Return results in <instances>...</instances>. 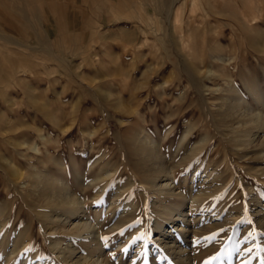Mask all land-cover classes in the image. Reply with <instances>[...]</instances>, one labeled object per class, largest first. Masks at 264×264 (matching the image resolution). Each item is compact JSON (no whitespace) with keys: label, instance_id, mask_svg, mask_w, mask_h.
Instances as JSON below:
<instances>
[{"label":"rangeland","instance_id":"rangeland-1","mask_svg":"<svg viewBox=\"0 0 264 264\" xmlns=\"http://www.w3.org/2000/svg\"><path fill=\"white\" fill-rule=\"evenodd\" d=\"M254 116L264 120V0H0V264H67L54 240L86 254L63 232L82 217L110 264H264ZM130 137L164 158L160 206L183 213L176 224L159 215ZM39 175L80 199L55 230L33 206Z\"/></svg>","mask_w":264,"mask_h":264},{"label":"bare ground","instance_id":"bare-ground-1","mask_svg":"<svg viewBox=\"0 0 264 264\" xmlns=\"http://www.w3.org/2000/svg\"><path fill=\"white\" fill-rule=\"evenodd\" d=\"M239 103H240V101H239ZM238 106L236 107L237 109H238ZM228 110H231V109H228ZM231 111H228V112L231 113ZM234 111H235V109H234ZM230 113H227V114L230 115ZM232 116H233V114H232ZM254 117L251 120L254 123L253 125H255V127L257 126V129L264 130L263 129L264 128V120H263V118H261L259 116L255 117V118ZM245 135L248 136L249 134L246 133ZM126 140L128 141V143H131L133 141L132 143L138 144V147H137V150H136L137 151V155H138V157L136 159L138 160V162H137V165L135 166V168L140 170L141 173H144L147 176L146 179L148 181H150V184H151L150 187L153 188V192L156 191L158 193V195L155 196V197H158L160 199L158 201V208H159L158 213H159V215L163 216V221L167 222L168 219L171 218L169 216L170 215L169 209L166 208V205L160 206V204L163 202V200L165 198V195L167 196L169 189L171 190L170 182L167 180L168 179L167 178L168 175L165 173L166 170L164 172V168H165L164 167L165 166L164 158L163 159L161 158L160 153L158 152V150H156L157 148L154 145L155 142L153 141V139H150V137L149 138L148 137L147 138L146 137H144V138L141 137L140 139H138L136 137V138H134V140H133V137H130L129 139H126ZM105 161H107V160H105L104 158H99L98 157L97 160L95 161V163L99 164V166L102 169V168H105V166L107 165L106 163H104ZM92 165H93V163H92ZM20 173H19V175H20ZM44 174H47V173H44ZM111 175H108V176L110 177ZM22 176L23 175L21 174L19 177H22ZM39 177H40V175H39ZM47 177L43 176V175L40 177L42 179V182H41V187H39L40 189L38 190L39 196L36 199V201H34L35 205H33V204L32 205L35 207V211L37 212L36 214L37 215L39 214V215L43 216V218L41 217L43 226L46 227L47 230L50 227L49 230L51 231V230L57 229V228H51L53 226H56V224H58V223L65 224L66 223L65 219H67L70 215H72V213L74 211H79V209H82V206H81V203H80V199L70 189V187L67 184V182H65V181H63V179H61V182L59 184H57L56 181H54V180L52 181L51 180L52 182H51V185L49 186L48 182H45ZM106 177H107V174H106ZM103 178H105V177H103ZM53 179H55V178H53ZM14 180H15V178H14ZM37 180H38V178H37ZM98 180L99 179H96V183L98 182ZM100 180H101V178H100ZM37 182H39V180ZM130 183H132V182H130ZM90 185L92 186V184H90ZM131 185L132 184H130V186ZM37 189H38V187H37ZM30 194H33V192H31ZM36 195H35V197H36ZM33 198H34V194H33ZM253 199H255V198H253ZM32 200H34V199H32ZM192 201L196 205L197 204L196 202L199 201V200L196 199V197H195V198L192 199ZM30 203H32V202H30ZM34 207H32L33 210H34ZM41 210H44V211L39 213ZM60 212H63V213H60ZM179 212H180V210L178 212H176V213L171 214L172 215L171 219H173L172 222L175 223V224H176L177 220H179V219L181 220L180 216L183 215V213L180 214ZM79 215H81V214H79ZM82 216H80V218ZM63 217H64V219H63ZM5 220H6V216L2 214L1 207H0V225H3V224L5 225L6 224ZM1 222H4V223H1ZM182 222H183V220H182ZM162 224L164 225V223H162ZM163 225L159 226L160 229L158 231L161 232L160 234H165L167 232V231L165 232V230L163 231V227H164ZM63 229H64V227H63ZM63 232H65L66 234L68 233L69 235H71V237L74 236L75 238H77V241L81 242L82 244L83 243H85V245L87 244L86 245L87 246L86 247L87 248V251H86L87 253L84 254V255L80 254L78 256L76 254V252H77L76 248L75 247H71L69 245V243L71 242L70 239H65V240H62V241H59V242L54 240L53 241V249H54V251H56L58 256L60 258L64 259V261H66L67 264H110V262L102 255V244L103 243H102L100 237H98L96 230L93 229L92 223L90 221H88L84 217H82L80 219V221L78 223H76L74 227H72V229H68L66 231L63 230ZM20 238H22V236H21V234H18L15 237V240L18 241ZM170 246L172 247V245H169V247ZM17 248L18 247H15L13 249V252H15V250H17ZM173 253H176V252L173 251ZM44 263L48 264V262H44Z\"/></svg>","mask_w":264,"mask_h":264}]
</instances>
